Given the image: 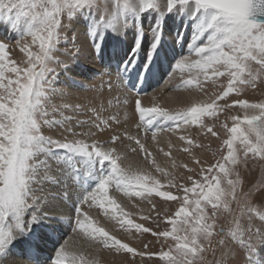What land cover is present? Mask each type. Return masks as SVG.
Returning <instances> with one entry per match:
<instances>
[{
    "label": "snow or ice",
    "instance_id": "obj_1",
    "mask_svg": "<svg viewBox=\"0 0 264 264\" xmlns=\"http://www.w3.org/2000/svg\"><path fill=\"white\" fill-rule=\"evenodd\" d=\"M189 3L190 0H166L164 10L171 11L177 5ZM191 3L194 6L193 14L200 15L201 31L207 33V42L197 45L198 37L193 36L189 48L193 49L196 58L183 56L178 59L173 67V75L177 72L181 75L189 73V78L183 80V84L205 94L204 85L208 81L215 84L220 78H226L227 83L220 85V91L209 96L206 101L193 102L189 107L175 111L158 104L144 107L138 96L133 101L134 111L141 122L137 124V129L143 126L145 138L151 131L153 141H156L158 131L183 132L192 125H199L211 136L217 137L218 132L213 130L212 125L204 123L205 118L218 119L220 113L232 108H238L242 113L230 117L231 126L227 122L219 126L227 136L222 141V145L226 146V155L207 167L193 156V163L199 166L200 179L188 175L186 179L191 182L189 186L177 181L172 173L157 163L150 149L142 142L139 132L132 135L125 130L122 134L112 135L110 146L96 139L89 142L98 132L110 129L113 123L120 124L118 116L102 118L106 110L105 103L111 108L112 100L99 105L94 104L95 98L81 103L67 102L72 93L54 87L57 78L56 68L52 65L59 67L55 51L65 39L64 30L67 28L62 23V17L66 16L71 21L75 10L96 6L104 18L105 15L114 16L116 6L124 9L138 7L142 11L156 6L158 0H125L123 5L120 0H114V7L113 0H0V9H26L25 14L32 21L24 37H30V42H26V39L17 41V46L26 57L21 61L23 67L11 58L9 45L0 42V264H7L9 245L27 234L33 224L47 215H59L45 210L51 202L50 190L45 191L42 186L35 187L46 181L61 186L62 190L72 186L78 197L74 221L72 216L69 217L76 237L97 248L126 257L130 255L132 264H135L137 257H159L166 264H206L203 253L207 250L205 245L211 247L216 235L217 211L231 212L233 202L237 203L242 215L245 209L249 213L254 211L250 193L238 196V186L239 191L243 192V179L238 168L241 163L247 164L249 157L264 162V102L237 98L229 103L228 99L233 94L239 97L249 87L255 88L258 82L264 83V0H191ZM117 23L122 29V22ZM159 42L160 30L157 28L152 49L148 52L149 60ZM95 47L99 50L100 44L97 43ZM140 48L138 36L132 53ZM117 82L121 85L125 83L122 76L117 78ZM114 87L109 80V91ZM56 98L62 102L54 103ZM122 103L127 106V99ZM85 111L92 115L87 120L79 119L77 114ZM65 112L71 114L65 115ZM53 114H59L62 119H49ZM167 122H172L171 126L165 127ZM61 124L64 125L65 133L61 139L43 134L44 126ZM86 125V130H75L77 127L85 129ZM125 139L130 142L132 152L138 151L144 155L147 168H137L127 162V155L116 146L117 142ZM179 139L186 142L187 147L183 151L190 155L192 148L203 147L191 137L180 135ZM171 147L169 142V149ZM59 150L64 151L63 156ZM41 155L46 156L47 160H40ZM164 155L170 156L171 153L164 152ZM53 159L63 161L58 164L61 169L59 176L49 174L51 168L47 161ZM171 167L175 170L179 165L173 162ZM150 168H154L164 178L169 189L174 188L183 195L161 190L164 184ZM183 168L189 173L196 172L188 164H184ZM93 177L97 180L96 187L89 189L86 180ZM110 187L114 193H122L129 200L136 197L152 205L151 211L155 212L157 224L161 214L155 211L153 198L178 202L179 207L174 215H168L165 210L163 216L171 229L154 231L128 219L130 213L118 203L116 195H109ZM86 204L89 209L98 207L106 218L117 221L125 231L131 232L134 228L136 233H150L157 240L171 239L175 242L174 246H170L168 251L153 252L149 251V243H144L143 248L138 250L110 234L104 226L99 225L98 220L82 211ZM111 213H119L123 219ZM142 218L148 220L152 217L149 214ZM260 220L264 222V215L260 216ZM234 222L235 229L229 228L225 232L221 228V238L217 240L224 250L223 264H228V257L235 252L234 248L229 247L230 241L248 255L256 248L253 236L259 237V244H264V223L253 232L251 226L242 225L239 219ZM21 264H31V261ZM51 264L96 262L89 259L77 247V242L70 238L57 250Z\"/></svg>",
    "mask_w": 264,
    "mask_h": 264
},
{
    "label": "bare ground",
    "instance_id": "obj_2",
    "mask_svg": "<svg viewBox=\"0 0 264 264\" xmlns=\"http://www.w3.org/2000/svg\"><path fill=\"white\" fill-rule=\"evenodd\" d=\"M159 3V13L149 9L140 11L138 7H133L135 14L132 23L128 24V29H125L123 10L119 6H116L115 13L123 24L122 29L113 17L111 19L108 16L103 20L101 10L99 12L95 9H83L73 28L68 31L64 45L56 50L59 67H57V75L55 74L57 79L54 87L72 93L67 102L81 103L95 98L93 100L94 104L99 105L112 100L113 106L111 108H108L105 103L106 110L102 118L118 116L120 124L113 123L110 129L98 132L96 136L90 138L89 142H91V139H96L110 146L112 135L122 134L125 130L132 135L139 132L142 142L150 149L157 163L168 171H172L171 165L173 162L179 163L184 160L181 153L173 151L178 145H186V142L181 141L179 136L189 137L190 127L186 131L176 133L158 131L156 141L152 140L151 131H148L145 138L143 126L139 130L137 129V124L141 122L138 114L134 111L133 101L138 96L144 107L158 104L175 111L187 108L193 102H201L206 99L208 97L206 89L207 94L184 85L183 80L189 78V73L185 72L181 75L177 72L173 75V67L176 61L183 56L196 58L193 49L189 48L193 36L198 37L196 40L197 45L206 43L207 37L203 38V34L196 30L201 25L197 27L201 22V18L199 14H193L194 6L191 2L187 5L186 10H184L183 5H177L171 11H166V8L164 10L166 0H159ZM195 24L197 28L194 30L193 25L195 26ZM30 25L31 22L24 23L26 31H28ZM109 28L111 35L108 31ZM157 28L160 30V42L149 60L148 52L152 49ZM6 30L8 35L13 34L8 22L3 20L0 22V31L5 32ZM199 30H201V27ZM138 36L140 37L141 48L132 53V48L136 44ZM97 43L100 44L99 50L95 47ZM108 58L116 59L121 66L117 70L112 69L110 66L107 67L102 61ZM121 76L125 81L124 85L117 82V78ZM109 80L115 85L111 92L108 88ZM125 99L128 101L127 106L122 103ZM61 102L59 98L54 100V103ZM70 114V112H65V115ZM77 115L79 119L87 120L92 114L85 111ZM61 119L59 115L58 120ZM171 124L172 122H167L165 127L171 126ZM86 128L87 125L85 129L77 127L75 130L80 132L86 130ZM57 133L65 135L63 129L59 128L48 136L55 138ZM169 142L172 145L171 149H169ZM129 143L125 139L123 142H117L116 146L127 155V162H131L134 167L147 168L148 165L145 162L144 155L138 151L132 152ZM160 149H163V151H160ZM59 152L61 156L64 155L63 150H59ZM164 152H170L171 155L165 156ZM39 159L47 160V157L41 155ZM47 162L51 168L49 174L59 176L61 169L58 164H62L63 161L53 159ZM192 163L189 162L188 165L192 166ZM195 166L197 167V165ZM149 170L158 178L162 177L155 172L154 168ZM81 180H83V176ZM88 180L91 182L97 181L95 177ZM41 186L45 191L50 190L51 193V202L45 209L46 212L58 213L59 215L45 216L38 223L33 224L27 234L14 240L7 249V264H21V262L29 261H31V264H51V261L55 259L57 250L70 238L75 240L77 247L82 249L90 258H95L94 252L98 251L97 247L76 237L72 231V225L69 223L70 216L73 217L74 221V206L78 199L72 190V186L62 190L61 186L52 185L50 181H46L35 187L39 188ZM65 191L67 194H65ZM58 194L68 198L65 199L67 201L61 203ZM113 194L116 195L117 200L120 201L119 203L125 210L136 215L133 217L129 215L128 219H132L134 223L145 225V220L139 216L146 210L144 202L137 201L136 197L129 200L122 193H114V189L110 187L109 195ZM82 211L89 213L94 220H98L100 226L111 229V226L114 225L113 220L106 218L98 207L89 209L86 204L83 206ZM117 214L111 213V215ZM120 219H123V217L120 216ZM115 232L118 231L115 230ZM124 241L129 243L130 246L136 247L132 239L127 236H124ZM137 264L141 263L138 262ZM251 264H264V244L258 249L257 258Z\"/></svg>",
    "mask_w": 264,
    "mask_h": 264
},
{
    "label": "rangeland",
    "instance_id": "obj_3",
    "mask_svg": "<svg viewBox=\"0 0 264 264\" xmlns=\"http://www.w3.org/2000/svg\"><path fill=\"white\" fill-rule=\"evenodd\" d=\"M7 2V0H5ZM191 2V1H190ZM121 5L125 3V0H120ZM184 10L187 9V5H183ZM95 9L100 12V9L96 6H84L77 10H75L74 16L71 18V21L68 20L66 16L62 17V23L67 25V28L64 30L65 39L62 40L58 45L57 49L62 47L67 39L68 31L73 28L74 24L76 23V19L80 16L83 9ZM123 10L124 14V24L125 29H128V24L132 23L133 15L135 14V10L133 7H130L128 9L121 8ZM149 10H153L155 13H159L160 10V3L158 0V4L154 6L153 8H148ZM26 9L21 8H2L0 9V22L6 21L12 28L13 34L8 35L7 30L5 32L0 31V42L6 43L9 45V54L13 60L17 62V65L20 67H23L24 64L21 63L22 60L26 59L25 54L20 51V48L17 46V41L21 39H26V42H30L31 38L27 37L24 38L27 34L26 29L24 28V23H32L31 17L29 15H26L25 12ZM108 16H104L103 20L106 19ZM110 18L113 17L115 21H119L118 15L115 13L114 16H109ZM112 19V18H111ZM110 19V21H111ZM127 23V25H126ZM3 24V23H2ZM201 24V25H200ZM200 25V26H199ZM5 26V25H4ZM199 26V28H197ZM196 27L193 25V29L196 30L201 34H203V38L207 37L206 32H202L200 27H202V23L200 22ZM109 34L111 35L110 28L108 29ZM35 50V48H33ZM56 54V51H55ZM56 68V73L58 72L56 64L52 65ZM255 67V65H253ZM55 73V74H56ZM57 75V74H56ZM51 79V77H50ZM227 79L226 78H220L215 84L212 83V81H208L204 87L208 91V97L203 101H206L209 96L213 95L215 92L220 91V85L226 84ZM248 99L250 102H264V83L258 82L257 86L255 88H247L242 95L237 97L236 95H231L230 99H228V102L231 103L232 99ZM232 115H242L240 110L238 108H232L230 110H226L223 113L219 114L218 119L214 118H205L204 123L212 125L213 130L218 132L217 137L211 136L210 133H207L205 129H201L199 125H192L190 126V136L193 140L197 141L199 144H202L203 147H194L191 149V155L189 153H185L183 151L184 147H187V144L185 146H176L174 151L175 153H181L184 157V160L175 164L179 165L175 170L168 171L172 173L176 180L181 183H187L189 186H191V182L187 181L188 175H193L194 178L200 179L199 176V166H195L194 163L191 165H188L189 168H195V173H189L186 169L183 168L184 164H188L189 162H193V156L198 158L204 167H207L209 164H215L217 160L221 158L222 155H226V146L222 145L223 139H226L227 136L225 133L220 129V124L227 122L229 126H231V120L230 117ZM49 119H59V114H53L50 115ZM64 125H46L43 127L42 131L43 134L46 136L53 134L56 129H63ZM46 132V133H44ZM64 135L58 134L53 139H61ZM165 150V149H164ZM174 153V154H175ZM204 154V156H203ZM180 158V157H178ZM238 171L240 173V176L243 179V192L239 191L238 186V196L243 197L244 193H250V202L252 207L254 208V211L251 213L248 212L247 209L244 210L243 215L241 214V211L237 205L236 202H233L231 205V212L219 210L216 213L215 216V231L216 235H214L212 239L211 247L205 245L207 250L203 253V256L205 258L206 264H223L224 257L222 255V250L220 246L217 244V240L221 238L220 236V229L223 228L225 232L229 230V228L235 229L236 223L234 222L236 219H239L240 223L244 226H251L253 232L256 231L257 228L261 226L262 222L260 220V216L264 215V162H261L260 160H254L251 157L248 158L247 164L241 163ZM183 178V179H181ZM162 181V184H164V187L161 188V190H171L173 191L174 195H183L182 192L178 193L176 189H169L166 185V182L164 181V178H160ZM38 186V185H35ZM37 188V187H36ZM59 198V201L61 203H65L68 198H65L62 194L57 195ZM137 201H139V198H136ZM118 201V200H117ZM120 201H118L119 203ZM146 204V210L139 215L141 218L145 215L151 214V219L145 220V227L152 228L155 230H170L171 225L167 224L163 220V216L165 214V210L167 211L168 215H174L176 210L179 207L178 202H166L163 200V198L160 197H154L153 203L156 206L155 211L160 212V220L159 223H156V216L155 212H152V205L148 204L146 201H142ZM129 213L128 210H125ZM119 214V213H118ZM117 214V215H118ZM131 217L136 216L134 214H130ZM120 216V214H119ZM110 219V218H109ZM111 221V220H110ZM113 224L111 226V229L109 227H105L106 230L110 232V234L116 235L118 239H121L124 241V236H127L128 238L132 239L134 242V246H136L138 249L143 248L144 243H149V251L153 252H159L161 250L168 251V248L170 246H174V241L169 239L168 241H163L161 238L160 240H157L155 237H153L150 233L146 234H138L135 232V229H131V232L125 231L124 228H121L119 223L115 220H113ZM125 228H127V225H125ZM111 230V231H110ZM118 231V232H115ZM264 231V229H262ZM253 242L256 243V248L248 255L245 250L240 249L238 245H236L234 242H229V247L234 248L235 252L231 257H228V264H246V262H250V264L257 258V251L260 248L262 244L258 243L259 237L253 236ZM98 251L94 252V257L90 258L89 255L88 258L91 260H94L96 264H132V258L131 256H125L123 254H115L113 252L107 251V249L97 248ZM102 252V253H100ZM104 254V256H103ZM98 255V256H97ZM98 257V258H97ZM106 258V259H104ZM109 258V259H108ZM106 260V261H104ZM108 260V261H107ZM141 264H166L165 260L160 259L159 257H144L143 259L137 257L135 259V264L137 263Z\"/></svg>",
    "mask_w": 264,
    "mask_h": 264
},
{
    "label": "water",
    "instance_id": "obj_4",
    "mask_svg": "<svg viewBox=\"0 0 264 264\" xmlns=\"http://www.w3.org/2000/svg\"><path fill=\"white\" fill-rule=\"evenodd\" d=\"M191 1V0H190Z\"/></svg>",
    "mask_w": 264,
    "mask_h": 264
}]
</instances>
